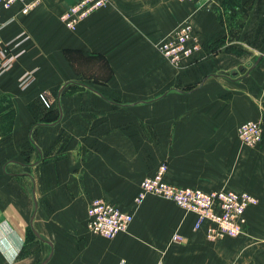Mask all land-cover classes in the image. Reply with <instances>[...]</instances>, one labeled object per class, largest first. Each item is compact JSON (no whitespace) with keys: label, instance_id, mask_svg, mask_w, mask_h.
<instances>
[{"label":"crops","instance_id":"0c3cea01","mask_svg":"<svg viewBox=\"0 0 264 264\" xmlns=\"http://www.w3.org/2000/svg\"><path fill=\"white\" fill-rule=\"evenodd\" d=\"M109 1L76 30L59 16L77 0L0 13V22L11 19L0 47V235L8 234L0 264L13 260L26 227L27 245L38 251L27 252V264L47 250L40 264H192L197 242H171L164 229L135 224L137 213L112 239L93 233L90 202L131 208L162 162L169 182L208 189L225 185L227 155L264 165V139L241 156L238 137L242 122L264 123V0ZM184 22L200 49L166 63L152 44ZM70 49L106 59L109 78L90 85L98 96L59 93L63 83H81ZM242 190L260 202L246 211L252 237L264 229V173L261 190Z\"/></svg>","mask_w":264,"mask_h":264},{"label":"built area","instance_id":"2783aa9c","mask_svg":"<svg viewBox=\"0 0 264 264\" xmlns=\"http://www.w3.org/2000/svg\"><path fill=\"white\" fill-rule=\"evenodd\" d=\"M41 1L0 0V13L11 9L19 2L22 3L21 11L29 13ZM109 3V0H77L61 14L60 19L66 28L76 30L84 19L100 9L107 8ZM10 20L0 22V47L3 45L1 31ZM157 48L172 64L177 65L200 49V45L197 43L192 24L184 22L175 29L171 36L163 39ZM238 137L241 143L247 146L259 144L264 137V123L258 120L242 122L238 127ZM167 171V163L162 162L152 175L144 177L134 199L137 206L149 196H159L170 200L184 209L186 213L194 214L196 216L195 227L205 228L208 238L241 234L247 222V208L259 203V199L248 191L225 188L206 191L197 187L173 184L166 178ZM134 217L135 210L125 211L103 197L92 199L87 209V224L90 231L109 239L128 231ZM181 236L176 232L173 240H178Z\"/></svg>","mask_w":264,"mask_h":264},{"label":"rangeland","instance_id":"374dc122","mask_svg":"<svg viewBox=\"0 0 264 264\" xmlns=\"http://www.w3.org/2000/svg\"><path fill=\"white\" fill-rule=\"evenodd\" d=\"M42 2L43 0L37 7L32 9L29 13L38 8L42 4ZM16 5L19 6V13H21L22 15L28 14L23 13L21 11V2L16 3L14 6ZM163 39H159L157 42L153 43V48L158 52L163 61L172 64L164 55H162V53L159 52L157 48V45ZM97 52L98 51L85 49H70L66 51L67 57L69 58L72 67H74L76 75L80 78L81 83L73 81L68 84L63 83V85H61V90H59L60 94L63 93L65 94L64 96L67 97L71 96L73 92L80 91V93H86V96H89V94L91 96H98L97 94L91 91L90 85H92V83L94 82L92 79L94 78L95 81H98V79L100 80L104 76L106 79H101L102 83H104L105 80H107L109 77H107V73L104 74V68L107 66L106 59L103 57L102 54H100V52ZM29 78L30 81H33L35 79L34 75L27 76V79ZM24 84L27 85V80L24 81ZM53 108L54 107L52 106L48 107V115L52 114ZM239 142L241 143L240 140ZM262 142L263 140L259 144L254 146H247L246 144L241 143V145L244 146L243 148H241L243 149V151L241 152V156L244 151H258L262 145ZM227 156L228 160H225L224 168L228 169L230 174L229 177L225 179V185L214 188L212 187L213 189H208L206 187L201 186L198 187L203 190L205 189L206 191H214L224 188L236 191H244L242 190L243 188L251 190H256L257 188L261 190V186L263 184L264 165H262L261 163H249L244 158L240 160L241 157L239 158L240 162L238 164H235L231 163L229 155ZM232 170H234L233 173ZM135 196L132 200V203L130 204L131 208L126 209L120 206V204L118 203H110L117 207H120L125 211L135 210V215L137 213L135 224L143 226L160 227L169 233V241L171 242L182 244V246L191 242H197V246L195 247V249H192V264H264V229L263 231L256 232L255 235L252 234V237H250L246 232V222L243 227L242 233L237 236L208 238L206 236V231L204 232V228L195 227L196 219L195 222H193L192 224V222L188 220L186 211L174 204L172 201L159 196H151L147 201L144 200L139 206H137V203L134 201ZM250 207L251 206H249L248 208ZM86 225L88 227L87 221ZM176 232L180 233L182 236L178 240H173V235ZM201 233L205 234L200 237ZM7 236V231H4L3 235H0V241H5V238ZM35 247H37V244L32 243L30 245H27L26 227V232L25 235H23V243L21 247L17 248V252H15L13 260L11 262H8L7 264H27V255H29L27 252H29L30 250H33L32 252H38L34 251L35 249H37ZM48 253L49 250L44 251L40 259H35L28 264H40V260H45Z\"/></svg>","mask_w":264,"mask_h":264},{"label":"water","instance_id":"95a60500","mask_svg":"<svg viewBox=\"0 0 264 264\" xmlns=\"http://www.w3.org/2000/svg\"><path fill=\"white\" fill-rule=\"evenodd\" d=\"M38 236H39V234H38ZM47 260H48V259H47ZM46 262H47V261H44L42 264H46Z\"/></svg>","mask_w":264,"mask_h":264}]
</instances>
